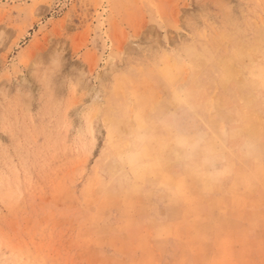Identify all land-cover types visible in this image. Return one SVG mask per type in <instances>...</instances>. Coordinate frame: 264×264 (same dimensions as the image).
Segmentation results:
<instances>
[{"label":"rangeland","instance_id":"obj_1","mask_svg":"<svg viewBox=\"0 0 264 264\" xmlns=\"http://www.w3.org/2000/svg\"><path fill=\"white\" fill-rule=\"evenodd\" d=\"M0 264H264V0H0Z\"/></svg>","mask_w":264,"mask_h":264},{"label":"bare ground","instance_id":"obj_2","mask_svg":"<svg viewBox=\"0 0 264 264\" xmlns=\"http://www.w3.org/2000/svg\"><path fill=\"white\" fill-rule=\"evenodd\" d=\"M205 76V75H204ZM212 104V103H211ZM252 130V129H251ZM212 151V150H211ZM131 162V161H130Z\"/></svg>","mask_w":264,"mask_h":264}]
</instances>
